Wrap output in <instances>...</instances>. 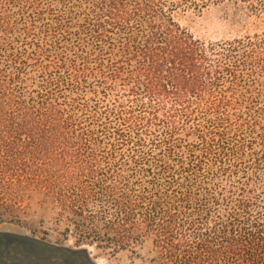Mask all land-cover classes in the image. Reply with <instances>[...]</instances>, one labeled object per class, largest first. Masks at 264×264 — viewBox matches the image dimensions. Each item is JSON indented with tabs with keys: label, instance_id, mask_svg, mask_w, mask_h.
<instances>
[{
	"label": "trees",
	"instance_id": "1",
	"mask_svg": "<svg viewBox=\"0 0 264 264\" xmlns=\"http://www.w3.org/2000/svg\"><path fill=\"white\" fill-rule=\"evenodd\" d=\"M227 1L261 30L264 0H0V208L37 195L148 264H264V30L180 23Z\"/></svg>",
	"mask_w": 264,
	"mask_h": 264
},
{
	"label": "rangeland",
	"instance_id": "2",
	"mask_svg": "<svg viewBox=\"0 0 264 264\" xmlns=\"http://www.w3.org/2000/svg\"><path fill=\"white\" fill-rule=\"evenodd\" d=\"M247 14L244 4L227 1L201 12H189L180 23L195 38L216 42L264 30V25L261 30L249 27ZM6 213L0 208V232L37 238L73 250L91 249L86 254L96 264H148L147 259L151 256L149 243L137 250L140 256H135L129 251L115 253L112 248L95 243L78 245L71 232L66 234L63 226L55 223V207L37 195H31L28 200L21 201L17 210L12 213L14 217Z\"/></svg>",
	"mask_w": 264,
	"mask_h": 264
},
{
	"label": "flooded vegetation",
	"instance_id": "3",
	"mask_svg": "<svg viewBox=\"0 0 264 264\" xmlns=\"http://www.w3.org/2000/svg\"><path fill=\"white\" fill-rule=\"evenodd\" d=\"M0 264H96L78 249L52 245L45 240L0 232Z\"/></svg>",
	"mask_w": 264,
	"mask_h": 264
},
{
	"label": "water",
	"instance_id": "4",
	"mask_svg": "<svg viewBox=\"0 0 264 264\" xmlns=\"http://www.w3.org/2000/svg\"><path fill=\"white\" fill-rule=\"evenodd\" d=\"M82 251L85 252V253H87L88 252V249L87 248H83Z\"/></svg>",
	"mask_w": 264,
	"mask_h": 264
},
{
	"label": "bare ground",
	"instance_id": "5",
	"mask_svg": "<svg viewBox=\"0 0 264 264\" xmlns=\"http://www.w3.org/2000/svg\"><path fill=\"white\" fill-rule=\"evenodd\" d=\"M88 251H91V249H88ZM98 264V263H97Z\"/></svg>",
	"mask_w": 264,
	"mask_h": 264
}]
</instances>
